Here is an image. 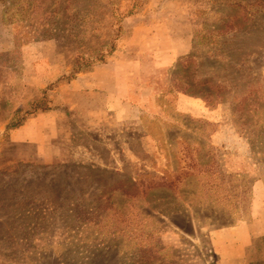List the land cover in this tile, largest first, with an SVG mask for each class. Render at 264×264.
I'll use <instances>...</instances> for the list:
<instances>
[{
    "label": "rangeland",
    "instance_id": "rangeland-1",
    "mask_svg": "<svg viewBox=\"0 0 264 264\" xmlns=\"http://www.w3.org/2000/svg\"><path fill=\"white\" fill-rule=\"evenodd\" d=\"M38 101L49 163L8 139ZM0 122V264H264V0H0Z\"/></svg>",
    "mask_w": 264,
    "mask_h": 264
},
{
    "label": "crops",
    "instance_id": "crops-1",
    "mask_svg": "<svg viewBox=\"0 0 264 264\" xmlns=\"http://www.w3.org/2000/svg\"><path fill=\"white\" fill-rule=\"evenodd\" d=\"M177 42L178 40L176 39V45H174L175 52L171 58V61H174L180 56L189 53V51L191 50L192 39L191 35H189V31L186 32V36L183 37V39L180 41V44L179 42L177 44ZM108 68V65L94 67L93 71L90 72L88 76L80 75L70 84H66L61 87L73 91L84 83L83 85L90 86L92 91H94L95 89H101L103 91H106V94H110L114 91V79L113 74H110ZM59 75V72H52L49 68H46L39 73L31 72L28 69L25 70L22 74L21 81L27 84L28 89H30V93H27L25 95L26 97L23 100L24 105L29 104L30 101L34 98V92H32L33 90L45 87ZM58 118L60 119V117H56V114L53 113L52 110L33 115L32 117L27 119L23 123V125L18 128L12 129L9 132L8 139L10 144L30 148L32 149V151L34 150L33 152H31L32 154H34V156L40 157L46 163H49L50 161L54 160L55 156L57 155L54 148V139L56 135L55 131L58 124ZM4 130L5 125L0 122V133H3ZM18 156L20 157V155ZM259 235H264V233H251L249 241L251 242L253 238L258 237Z\"/></svg>",
    "mask_w": 264,
    "mask_h": 264
},
{
    "label": "trees",
    "instance_id": "trees-1",
    "mask_svg": "<svg viewBox=\"0 0 264 264\" xmlns=\"http://www.w3.org/2000/svg\"><path fill=\"white\" fill-rule=\"evenodd\" d=\"M76 65H80L79 64V59L76 61ZM84 69H86V68H82V67L76 66V69H74L73 75H72V77L70 79H60L59 82H63V81H65V82H72V81H74L76 79V76L78 74H80L81 72H83ZM204 99L206 101H209L210 102V99L208 97H204ZM49 110L50 109L43 102H41V101L39 102L38 101V102L32 103V111L29 112L28 114L29 115H33V114H35L37 112H47ZM23 122L24 121H19L17 123H14V124L8 126L7 129L8 130H12V129L18 128V127H20L23 124Z\"/></svg>",
    "mask_w": 264,
    "mask_h": 264
}]
</instances>
